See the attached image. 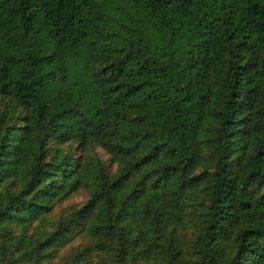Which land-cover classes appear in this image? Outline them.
Returning a JSON list of instances; mask_svg holds the SVG:
<instances>
[{"label":"trees","instance_id":"16d2710c","mask_svg":"<svg viewBox=\"0 0 264 264\" xmlns=\"http://www.w3.org/2000/svg\"><path fill=\"white\" fill-rule=\"evenodd\" d=\"M0 264H264V0H0Z\"/></svg>","mask_w":264,"mask_h":264},{"label":"rangeland","instance_id":"374dc122","mask_svg":"<svg viewBox=\"0 0 264 264\" xmlns=\"http://www.w3.org/2000/svg\"><path fill=\"white\" fill-rule=\"evenodd\" d=\"M107 10L110 12L109 9H107ZM114 10L121 12L123 15H126V14L130 13V9L128 7H126V6H122L121 7V6L115 5ZM110 28L115 31L114 26L111 25ZM110 43H111L110 41L103 42L102 46L104 48H106V47H108L110 45ZM121 44H122L121 41L114 40L112 45L113 46H121ZM214 107L215 106H211V108H214ZM91 157H95V159H99L102 162H106L107 161V157L105 156L104 152L100 148H94V150L89 153V158H91ZM205 158L206 157L204 156L202 159L206 160ZM200 170H201V166L198 169V171H200ZM198 171H196V173H198ZM86 199H87V192H85V191L77 192L76 195H74L68 202H66L63 205V207L61 208L59 213H57L56 216H59L62 213L61 211H63V210L64 211L65 210L66 211L69 210L73 205L75 206V205L82 204Z\"/></svg>","mask_w":264,"mask_h":264}]
</instances>
